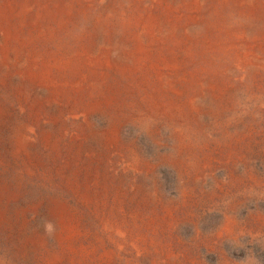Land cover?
Returning a JSON list of instances; mask_svg holds the SVG:
<instances>
[{
  "label": "rangeland",
  "instance_id": "obj_1",
  "mask_svg": "<svg viewBox=\"0 0 264 264\" xmlns=\"http://www.w3.org/2000/svg\"><path fill=\"white\" fill-rule=\"evenodd\" d=\"M253 261L264 0H0V264Z\"/></svg>",
  "mask_w": 264,
  "mask_h": 264
},
{
  "label": "clouds",
  "instance_id": "obj_2",
  "mask_svg": "<svg viewBox=\"0 0 264 264\" xmlns=\"http://www.w3.org/2000/svg\"><path fill=\"white\" fill-rule=\"evenodd\" d=\"M44 226L48 234H51L53 232V224L50 221H45ZM252 264H255V261H253Z\"/></svg>",
  "mask_w": 264,
  "mask_h": 264
}]
</instances>
